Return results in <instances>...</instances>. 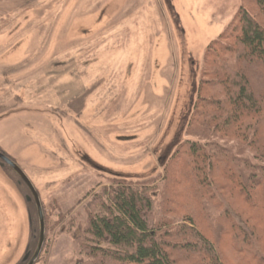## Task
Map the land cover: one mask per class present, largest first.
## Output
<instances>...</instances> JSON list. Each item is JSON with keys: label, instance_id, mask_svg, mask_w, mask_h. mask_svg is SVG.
<instances>
[{"label": "rangeland", "instance_id": "rangeland-1", "mask_svg": "<svg viewBox=\"0 0 264 264\" xmlns=\"http://www.w3.org/2000/svg\"><path fill=\"white\" fill-rule=\"evenodd\" d=\"M239 4L0 0V151L44 205L46 244L34 264H87L84 196L114 175L161 176L185 138L204 49ZM5 166L0 264H17L35 204Z\"/></svg>", "mask_w": 264, "mask_h": 264}, {"label": "trees", "instance_id": "trees-1", "mask_svg": "<svg viewBox=\"0 0 264 264\" xmlns=\"http://www.w3.org/2000/svg\"><path fill=\"white\" fill-rule=\"evenodd\" d=\"M184 134L158 178L84 196L87 264H264V0H240L206 45ZM29 223L31 256L36 207Z\"/></svg>", "mask_w": 264, "mask_h": 264}, {"label": "water", "instance_id": "water-1", "mask_svg": "<svg viewBox=\"0 0 264 264\" xmlns=\"http://www.w3.org/2000/svg\"><path fill=\"white\" fill-rule=\"evenodd\" d=\"M0 165L8 166L25 183L26 187L29 190V195H27V200L33 201L35 204L37 217H38V240L33 254L30 256V253L27 251L22 259V261H27L26 264H34L41 252L45 238V222H44V215H43L39 196L33 184L26 176V174L23 172V170L1 151H0Z\"/></svg>", "mask_w": 264, "mask_h": 264}]
</instances>
